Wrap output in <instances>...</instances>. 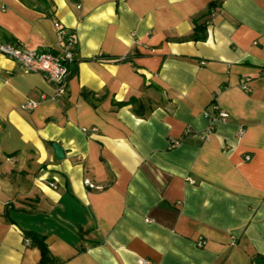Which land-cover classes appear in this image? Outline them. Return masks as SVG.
Wrapping results in <instances>:
<instances>
[{
  "label": "crops",
  "instance_id": "0c3cea01",
  "mask_svg": "<svg viewBox=\"0 0 264 264\" xmlns=\"http://www.w3.org/2000/svg\"><path fill=\"white\" fill-rule=\"evenodd\" d=\"M55 23L61 97L0 53V264H264V0H0L2 42Z\"/></svg>",
  "mask_w": 264,
  "mask_h": 264
},
{
  "label": "built area",
  "instance_id": "2783aa9c",
  "mask_svg": "<svg viewBox=\"0 0 264 264\" xmlns=\"http://www.w3.org/2000/svg\"><path fill=\"white\" fill-rule=\"evenodd\" d=\"M77 7L79 8V5H77ZM54 27L61 42V51L58 54H52L47 51H39L34 49H21L20 47L10 42H2L1 40L0 53L16 61L26 72L42 74L45 80L49 82L53 87L52 98H59L65 93L66 84L70 73V65H72V63L75 61L76 53L74 38L71 35L66 34L58 23H55ZM239 86L244 92H249L251 90L249 87L248 78L241 79ZM43 98L44 95H41L40 99ZM37 104V101H27L24 106L26 108H34L37 106ZM226 116L227 113L225 111L218 110L212 118V122H215L217 120H224ZM238 133L241 135L243 133V129H240ZM203 136L202 138H207V135H205L204 137ZM177 144L178 141H171L172 147ZM245 159H249V157L246 156ZM83 184L90 189L101 188L88 179H84ZM203 244L204 241L202 239H199L197 241L198 246H202ZM139 262L141 264H148L147 261L143 260H140Z\"/></svg>",
  "mask_w": 264,
  "mask_h": 264
},
{
  "label": "trees",
  "instance_id": "16d2710c",
  "mask_svg": "<svg viewBox=\"0 0 264 264\" xmlns=\"http://www.w3.org/2000/svg\"><path fill=\"white\" fill-rule=\"evenodd\" d=\"M198 31H200V29H198ZM195 32H196V29H194V34H193L194 38H202L203 37L202 34L197 36L195 34ZM119 60L125 61V60H127V58H122V60L121 59H119ZM32 240H33V243H35L37 245V247L39 248L40 254H41L40 260L37 264H52L49 253H48L47 248H46V245L43 242V239L36 236V237H33Z\"/></svg>",
  "mask_w": 264,
  "mask_h": 264
},
{
  "label": "water",
  "instance_id": "95a60500",
  "mask_svg": "<svg viewBox=\"0 0 264 264\" xmlns=\"http://www.w3.org/2000/svg\"><path fill=\"white\" fill-rule=\"evenodd\" d=\"M52 148L54 149L56 158L61 159L63 157L62 149L56 144H52Z\"/></svg>",
  "mask_w": 264,
  "mask_h": 264
}]
</instances>
